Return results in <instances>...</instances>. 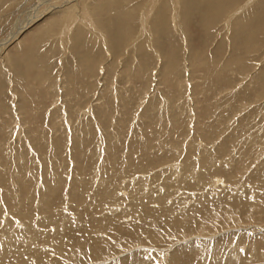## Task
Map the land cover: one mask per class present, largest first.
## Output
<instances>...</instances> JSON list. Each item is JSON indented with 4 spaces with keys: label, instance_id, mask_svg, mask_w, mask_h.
<instances>
[{
    "label": "rangeland",
    "instance_id": "374dc122",
    "mask_svg": "<svg viewBox=\"0 0 264 264\" xmlns=\"http://www.w3.org/2000/svg\"><path fill=\"white\" fill-rule=\"evenodd\" d=\"M111 1L0 0V264H264V14L241 36L251 0L203 6L184 33L158 0L161 51L111 50ZM152 1L117 7L134 34Z\"/></svg>",
    "mask_w": 264,
    "mask_h": 264
},
{
    "label": "bare ground",
    "instance_id": "6f19581e",
    "mask_svg": "<svg viewBox=\"0 0 264 264\" xmlns=\"http://www.w3.org/2000/svg\"><path fill=\"white\" fill-rule=\"evenodd\" d=\"M122 1L123 0H112L111 2H110V4H108L107 5V7L105 8V7H101V8H99V10H98V14H102V13H104L105 11H106V13L107 14H109V16L111 17V18H109V19H107V20H109V21H107V20H104V19H100L99 21H98V25H97V31H98V33H99V36H102V39H104L103 41L105 42V44H107V45H109L108 47H110L111 48V50H114V49H112L113 47H112V45L114 44V40L112 39V38H110L109 37V35L112 37V33H115L116 34V36H117V34H118V36H120V34H121V36L123 37V39H124V37H125V39H127L128 40V42H130V40H132L133 38H132V36L133 35H135V37H134V39H133V44L131 45V43H129V45H131L132 46V49L133 50H135V49H137L136 51H140L141 49H142V45H144L145 43H144V40H142V36H146V38H147V34H149V36L152 38V37H154V39L157 37V39H156V42H155V44H156V50L158 49L159 51H161V38L162 37H164V36H167L170 40L172 39V36L170 35V33H169V29H168V24H167V16H165L166 14L164 13V11L165 10H163V9H161V8H159V6L158 5H156L157 4V2H158V0H155V2H153V4H146V2H144L143 3V6L145 7H141V9H140V11H139V16H138V20H137V22H138V27L136 28V29H138V30H136L135 31V34H134V31H133V29L131 28V26L133 25V24H135V23H133V19H132V17L129 15V13L128 12H126V13H128V15H125L124 13H123V11H121V12H119L117 9L120 7L119 6V4L120 5H122ZM126 1V0H125ZM172 1H175L174 2V4H173V9H174V7H175V9L176 10H178V8L181 6V3H182V1L183 0H172ZM230 1L231 0H206V3H205V0H185V2H186V5H185V3H184V5H182V7L181 8H179L180 10L179 11H181V14L183 15V17L181 16V14L179 13V11L177 12V13H179L180 15H178L176 12V14H177V16L175 17V19H176V28H178L179 30H185L184 29V24L186 23V20H185V18H186V16L185 15H189L193 10L195 11L196 10V12L198 11L199 13H200V15H202V19L204 20V19H206V14H204V11L202 10V8H203V6H204V8L206 7L207 9H209V10H212L213 9V15H219V13L221 14V8L222 7H219V6H217L216 7V5H218V3H220L222 6H224L225 4H230L231 5V3L234 1V0H232L231 1V3H230ZM147 2H148V0H147ZM151 2V3H152ZM163 2V1H162ZM161 2V3H162ZM247 2H248V0H247ZM263 2V1H262ZM262 2H260V0H259V2H258V0H251L250 2H248L249 4L247 5V6H245V7H243V8H241V9H239V8H237V9H235L228 17H227V19L222 23V26H224L223 28H228L229 30H233V27H235V26H242L243 27V33L241 34V36H251V31H252V29H250L251 27H252V23H251V21H252V18L254 19V18H256V20H254V22H253V24L255 23V22H257L261 17H262V15L264 14V4H262ZM243 3V2H242ZM245 4V3H244ZM261 4V5H260ZM166 5V4H165ZM164 5V6H165ZM168 5V4H167ZM170 5V4H169ZM229 5V6H230ZM119 6V7H118ZM163 5H161V7H162ZM171 6V5H170ZM240 6V5H239ZM242 6V5H241ZM118 7V8H117ZM166 7V6H165ZM169 9L168 10H170V7L169 6H167ZM257 7H258V9H257ZM121 8H122V6H121ZM193 8V9H192ZM131 9V8H130ZM172 9V10H173ZM182 9V10H181ZM239 9V10H238ZM120 10V9H119ZM122 10V9H121ZM175 10V11H176ZM224 10V9H223ZM225 10H226V7H225ZM134 11V10H133ZM114 12V13H113ZM105 13V14H106ZM171 13V12H170ZM254 14V16H251V15H253ZM168 15V14H167ZM75 16V15H74ZM74 16H72V17H74ZM85 16L86 17H88V19L92 22V23H89L90 25H89V27H90V29H92V26H94V22H93V19L91 18V15H90V13H89V11L86 9L85 10ZM100 16V15H99ZM108 16V17H109ZM243 16V17H242ZM72 17H69V21H68V18L67 19H65L66 20V22L63 24V26L61 27V30H60V32H59V36H61V37H67V36H70L69 37V41H72V43L73 42H75V45H76V41L79 43L81 40H82V36H81V34H70V32L72 31V29H73V27H74V25H75V20L77 19V18H72ZM172 17H174L173 15H172ZM242 17V18H241ZM226 18V17H225ZM173 19V18H172ZM182 19H184L185 21H181ZM250 20V22L249 21H247V20ZM164 21H165V23H164ZM209 21V20H208ZM208 21H205V23L206 22H208ZM215 22V21H214ZM172 23H173V21H172ZM251 23V24H250ZM170 24V23H169ZM247 24H250V27L249 28H247L246 27V25ZM174 25V24H173ZM139 26H141V28H140V31H139ZM216 26V25H215ZM116 27V28H115ZM135 27V26H134ZM145 27V28H144ZM209 27V26H208ZM100 29V30H99ZM94 29H92V31H93ZM112 30V31H111ZM119 30H121V32L119 33ZM95 32H96V30H94ZM138 31V32H137ZM152 31V32H151ZM137 32V33H136ZM184 33H185V31H184ZM19 34V33H18ZM80 35V36H79ZM139 35V36H138ZM76 36H79L78 37V39H76V40H74V38L76 37ZM105 36V37H104ZM107 36L109 37V40H108V38H107ZM121 36H120V38H121ZM104 37V38H103ZM140 37V38H139ZM119 38V37H118ZM117 38V39H118ZM119 38V39H120ZM145 38V37H144ZM143 38V39H144ZM99 39V38H98ZM124 39V40H125ZM237 39V38H236ZM252 39H253V37H252ZM62 40V39H61ZM84 40V39H83ZM88 40V39H87ZM86 40V41H87ZM91 40V39H90ZM93 40V39H92ZM151 39H149V41H150ZM238 40V39H237ZM60 41V40H59ZM173 41V40H172ZM253 41V40H252ZM60 42H65V41H60ZM83 42V41H82ZM88 42H93L94 44H95V47H93V49H96V45H97V40H93V41H88ZM103 42V43H104ZM140 42V43H139ZM152 42V41H151ZM150 42V43H151ZM111 43V44H110ZM121 43H123V41L121 42ZM139 43V44H138ZM144 43V44H143ZM161 43V44H160ZM174 43V42H173ZM71 44V43H70ZM92 44V43H91ZM101 44V43H100ZM72 45H74V44H72ZM81 45H83V44H81ZM106 45V46H107ZM128 45V46H129ZM153 45V44H152ZM151 45V46H152ZM78 47H79V45H77ZM150 46V45H149ZM173 46V45H172ZM172 46H171V50H170V52L173 54V48H172ZM83 47H85L84 45H83ZM92 47V46H91ZM100 47V46H99ZM98 47V48H99ZM153 47V46H152ZM72 48H75L74 46L72 47ZM103 48V47H102ZM110 48H108V49H110ZM129 48H130V46H129ZM81 49H82V47H81ZM89 49V48H88ZM179 49V48H178ZM76 50V49H75ZM78 50V49H77ZM99 50H100V48H99ZM98 49H97V51H99ZM157 50V51H158ZM157 51H156V53H157ZM76 52V51H75ZM112 52V51H111ZM134 52V51H133ZM141 52V51H140ZM143 52V51H142ZM168 52V51H167ZM90 53H91V51H90ZM110 53V52H109ZM177 53V52H176ZM95 54L97 55V53H96V50H95ZM94 54V55H95ZM194 54H196V53H194ZM199 54V53H198ZM141 55V54H140ZM151 55V54H150ZM158 55H159V53H158ZM166 55V54H165ZM186 55V54H185ZM200 55V54H199ZM199 55L197 56L198 58H199ZM148 56H149V54H148ZM163 56V55H162ZM177 56H178V53H177ZM176 56V57H177ZM193 56V55H192ZM81 57H83V54H82V56ZM87 57V56H86ZM85 57V59L84 60H88L89 58L87 57L86 58ZM92 57H93V55H92ZM92 57H90V58H92ZM159 57H160V55H159ZM196 57V56H195ZM84 58V57H83ZM95 58H97V57H95ZM149 58H152L151 56H149ZM148 58V59H149ZM154 58V57H153ZM179 58V57H178ZM160 59V58H159ZM163 59V58H162ZM200 59V58H199ZM198 59V60H199ZM98 60V59H97ZM144 60V59H143ZM145 60H147V57H146V59ZM173 61V60H177V59H174V57L172 56V57H170V60H169V62L170 61ZM195 60H196V58H195ZM197 60V61H198ZM82 61V60H81ZM92 61H94V59L92 60ZM153 61V60H152ZM178 61V60H177ZM82 62H84V61H82ZM96 62V61H95ZM194 62V61H193ZM85 63V62H84ZM87 63H89V62H87ZM92 62H90V64H91ZM171 63V62H170ZM169 63V64H170ZM198 63V62H197ZM80 64V63H79ZM90 64H88L90 67H91V65ZM93 64V63H92ZM142 64V63H141ZM143 64H144V61H143ZM180 64V63H179ZM212 64V63H211ZM210 64V65H211ZM237 64V63H236ZM96 65V64H95ZM171 65V64H170ZM172 65H175V63L173 62V64ZM94 66V65H93ZM142 66V65H141ZM212 66V65H211ZM240 66H242V65H240ZM86 67H88V66H86ZM173 67L174 66H172V70H173ZM85 68V67H84ZM95 68V67H94ZM216 68V67H215ZM215 68H214V70H215ZM83 69V68H82ZM91 69V68H90ZM179 69V68H178ZM177 69V70H178ZM212 69V68H211ZM84 70V69H83ZM88 70H89V68H88ZM139 70H141V68H139ZM176 70V71H177ZM221 70V69H220ZM90 71V70H89ZM135 71H137V70H135ZM221 72V71H220ZM138 73H140L139 71H138ZM171 74H173V73H171ZM141 76V75H140ZM220 79V78H219ZM217 179V178H216ZM220 179V178H219ZM223 182V181H222Z\"/></svg>",
    "mask_w": 264,
    "mask_h": 264
}]
</instances>
